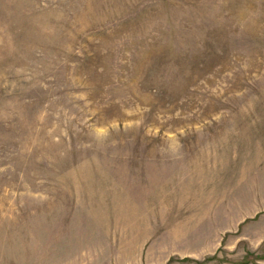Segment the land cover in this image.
<instances>
[{
    "label": "rangeland",
    "instance_id": "obj_1",
    "mask_svg": "<svg viewBox=\"0 0 264 264\" xmlns=\"http://www.w3.org/2000/svg\"><path fill=\"white\" fill-rule=\"evenodd\" d=\"M0 264H264V0H0Z\"/></svg>",
    "mask_w": 264,
    "mask_h": 264
}]
</instances>
